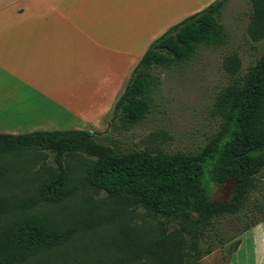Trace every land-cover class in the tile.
<instances>
[{
    "label": "trees",
    "instance_id": "obj_1",
    "mask_svg": "<svg viewBox=\"0 0 264 264\" xmlns=\"http://www.w3.org/2000/svg\"><path fill=\"white\" fill-rule=\"evenodd\" d=\"M229 1L216 0L150 45L114 105L109 130L128 131L151 113L153 91L159 84L152 70L186 64L199 47H220L226 42L220 16ZM249 2L246 31L258 42L264 40V0ZM222 67L228 82L217 92L210 111L217 129L193 152L122 151L97 142L94 133L86 130L0 134V264H23L76 239L71 227L28 211L33 202H56L64 197L61 174L45 173L32 199L6 193L10 178L7 156L35 151L81 160L85 184L94 194H106V205L116 216L124 215L118 227L110 229L123 238L116 244L119 249L151 258L155 264H199L211 253L200 247L206 231L219 218L236 215L244 208L264 172V53L244 74L235 56H227ZM58 173H63L60 164ZM229 180L234 182L229 200L212 201L211 185ZM15 208H22L21 217L2 222ZM137 209L161 219L159 225L130 226ZM256 211L257 219L247 230L264 220V208L258 206ZM168 225H174L170 232ZM238 245L239 241L235 249ZM113 264L123 262L114 260Z\"/></svg>",
    "mask_w": 264,
    "mask_h": 264
},
{
    "label": "crops",
    "instance_id": "obj_2",
    "mask_svg": "<svg viewBox=\"0 0 264 264\" xmlns=\"http://www.w3.org/2000/svg\"><path fill=\"white\" fill-rule=\"evenodd\" d=\"M216 0H0V134L107 130L150 45ZM225 264H264V220Z\"/></svg>",
    "mask_w": 264,
    "mask_h": 264
},
{
    "label": "rangeland",
    "instance_id": "obj_3",
    "mask_svg": "<svg viewBox=\"0 0 264 264\" xmlns=\"http://www.w3.org/2000/svg\"><path fill=\"white\" fill-rule=\"evenodd\" d=\"M249 16V0H230L220 16L226 42L220 47H199L196 56L186 64L152 70L159 84L153 91L151 113L128 131L108 128L103 132L92 131L94 139L122 151L193 152L204 146L218 126L210 111L217 92L228 82V74L222 67L224 59L235 56L241 62L240 73L244 74L264 53V40L257 42L247 34ZM59 164L63 173H58ZM5 166L10 177L6 193L24 198L37 195L40 181L48 171L61 174L65 181L64 197L56 202H33L28 211L44 215L67 229L71 227L76 234L73 243L32 257L23 264H113L114 260L123 264H155L151 258L130 255L116 246L123 238L110 229L113 225L118 227L124 215L116 216L106 205V194H94L85 184L86 171L78 157L57 158L50 152L35 151L7 156ZM233 189L234 182L230 180L211 185L210 198L226 202ZM258 206L264 208V172L244 208L236 215L219 218L206 231L200 247L211 253L204 255L199 264H225L239 237L256 221ZM21 213L22 208L12 209L2 222H13ZM160 221L137 209L130 226L157 227ZM173 226L168 225V232Z\"/></svg>",
    "mask_w": 264,
    "mask_h": 264
}]
</instances>
